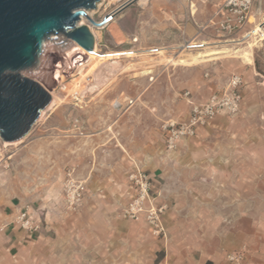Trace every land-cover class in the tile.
<instances>
[{
  "label": "rangeland",
  "instance_id": "1",
  "mask_svg": "<svg viewBox=\"0 0 264 264\" xmlns=\"http://www.w3.org/2000/svg\"><path fill=\"white\" fill-rule=\"evenodd\" d=\"M125 1L94 9L97 22L115 13L95 28V44L103 53L127 51L134 33L138 55L77 61L24 138L0 136V264H201L215 253L225 264L261 253L264 262L257 23L251 16L233 33L219 31L206 22L214 0L136 1L128 14L117 10ZM196 34L206 47L184 50ZM234 75L243 79L239 111L219 112L169 150L165 124L188 118L192 102L222 92ZM141 177L149 196L136 213L129 208ZM68 182L84 184L79 202L69 201ZM19 208L37 231L3 229L18 224Z\"/></svg>",
  "mask_w": 264,
  "mask_h": 264
},
{
  "label": "water",
  "instance_id": "2",
  "mask_svg": "<svg viewBox=\"0 0 264 264\" xmlns=\"http://www.w3.org/2000/svg\"><path fill=\"white\" fill-rule=\"evenodd\" d=\"M102 0H0V136L24 138L53 98V84L87 60L94 27L88 16ZM124 3L119 10L129 6Z\"/></svg>",
  "mask_w": 264,
  "mask_h": 264
},
{
  "label": "built area",
  "instance_id": "3",
  "mask_svg": "<svg viewBox=\"0 0 264 264\" xmlns=\"http://www.w3.org/2000/svg\"><path fill=\"white\" fill-rule=\"evenodd\" d=\"M128 1V0H127ZM136 2L132 0L131 4ZM254 0H225L219 12L223 13V18L219 19L218 30L225 33H233L241 28L250 20L252 15V7ZM114 17L115 13H110ZM110 21H106L101 26L105 27ZM137 41V38H134ZM183 49L187 50H202L206 47L205 41L187 40L182 44ZM162 48L152 47L148 52L159 54ZM139 48L127 49V55H138ZM103 53V52H102ZM92 54H95L93 51ZM243 79L239 75H234L230 78L226 88L222 92H215L211 94L208 100L202 104L192 102V110L188 118L176 121L171 120L166 123L164 128L166 130V147L169 150H174L178 146V142L184 138H192L197 135L198 129L208 126L214 117L219 112L236 113L240 109L242 94L240 87ZM145 177V176H144ZM140 178L141 190L133 201L130 203L129 210L133 212H140L144 208L145 201L148 199V181ZM85 186L82 182L78 184L68 182L67 197L72 203L79 202L83 196ZM151 215L158 219V214L155 210L151 211ZM16 221L24 228L37 231L40 228L29 215V211L21 212Z\"/></svg>",
  "mask_w": 264,
  "mask_h": 264
},
{
  "label": "crops",
  "instance_id": "4",
  "mask_svg": "<svg viewBox=\"0 0 264 264\" xmlns=\"http://www.w3.org/2000/svg\"><path fill=\"white\" fill-rule=\"evenodd\" d=\"M167 1H169V0H161V3L164 6H166L165 4H167ZM194 2H195V0L192 1L193 5H195ZM224 2H225V0H214L213 6L211 8V11H210L208 18L206 19V22L215 24L219 19L223 18V13L219 12V10L222 7ZM130 8H131L130 5L127 6V14L130 13L129 12ZM251 16L253 17V22H255L257 24H264V0H254ZM252 34H254V33H252ZM254 35H256V34H254ZM200 36L201 35L196 34L192 38L185 39V41H187V40L204 41ZM134 38H137V41H134ZM130 39H131L130 43L131 44L133 43L134 45H132L131 47H128L127 49L137 48V46L135 44H137V42H138V36H136V34H134V33H130ZM205 60H207V59H205ZM208 98L206 99V101L208 100ZM199 129H198V131H199ZM22 210H23L22 208H19L18 212H16L14 217L18 216L22 212ZM29 215H30V213H29ZM30 217L33 219V216L30 215ZM16 228H20L19 223L14 224L13 226H8V225L3 226V229H5V231H8V230L14 231ZM17 233H19V230ZM31 234H33V232H31ZM218 255H219L218 253H215V255H210V256L205 257L202 260L201 264H209V263L210 264H225V262L223 260H220V257ZM262 258H263V256L261 253V254L257 255L256 258H251V257L249 259L246 258V260L244 261V264H264L263 261H260V259L262 260Z\"/></svg>",
  "mask_w": 264,
  "mask_h": 264
},
{
  "label": "bare ground",
  "instance_id": "5",
  "mask_svg": "<svg viewBox=\"0 0 264 264\" xmlns=\"http://www.w3.org/2000/svg\"><path fill=\"white\" fill-rule=\"evenodd\" d=\"M131 1L132 0H128V1H125L124 3L131 2ZM136 1H138V4H140V5H146L149 0H136ZM124 3H122L121 6ZM120 7L117 10H119ZM93 13H94V10H90V12L88 13V16L91 17ZM109 15L110 14L108 13L106 16H109ZM106 16H103V18L100 21H98V23L101 22L104 19V17H106ZM112 19L110 21H112ZM79 22H81V24H89L90 25V28H91V30H92V32L94 34L95 40H96V31H95V28H97V27H94V26H92L90 24L89 18L87 16H84L83 18H81L79 20ZM101 27L102 26H98V28H101ZM253 33L256 34V35H259L260 36V40L264 39V24H257L256 28H254V30H253ZM93 50H94L95 54H91L88 59H95L96 60L95 61L96 64H97V62H99L102 59H106V58L112 59L113 57L116 58V57H121V56L127 55V51H125V50H117V51H111V52H107V53H102V52H100L98 50L97 45L95 44V42H94V45H93ZM162 53H164V49L162 50ZM59 78L55 81V83L53 84V87L57 84Z\"/></svg>",
  "mask_w": 264,
  "mask_h": 264
},
{
  "label": "trees",
  "instance_id": "6",
  "mask_svg": "<svg viewBox=\"0 0 264 264\" xmlns=\"http://www.w3.org/2000/svg\"><path fill=\"white\" fill-rule=\"evenodd\" d=\"M210 264V263H209Z\"/></svg>",
  "mask_w": 264,
  "mask_h": 264
}]
</instances>
